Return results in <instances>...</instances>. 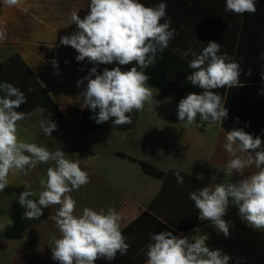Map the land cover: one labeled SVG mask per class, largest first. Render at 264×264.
I'll use <instances>...</instances> for the list:
<instances>
[{
  "label": "clouds",
  "instance_id": "9594fccd",
  "mask_svg": "<svg viewBox=\"0 0 264 264\" xmlns=\"http://www.w3.org/2000/svg\"><path fill=\"white\" fill-rule=\"evenodd\" d=\"M9 7L18 6L22 0H3ZM90 11L81 19L77 12L71 14V24L78 31L61 37L60 44L71 46L78 52L77 61L86 58L93 64L135 65L128 71L120 67L105 68L102 74L93 67L89 75L77 81L79 87L87 80L86 89L80 94L83 106L98 114L90 117L97 124L112 120L114 125L132 123L129 115L143 111L151 103L153 90L147 85L150 79L143 69L156 63L158 53L169 46L174 38L171 20L166 18V3L145 6L139 0H90ZM256 0H226L225 11L237 15L256 12ZM163 21V22H161ZM7 39L6 26L0 23V42ZM222 44L209 41L197 54L192 49L188 64L192 70L186 80L200 93L190 92L179 101L177 114L180 122L188 125L201 123L222 125L228 118L225 102L215 90L241 87L242 68L234 57L221 54ZM53 66H57L54 60ZM248 69L246 75H251ZM95 78H92V77ZM264 79V71L261 72ZM29 92L32 89H28ZM264 91V90H262ZM0 192L9 185L10 173L21 172L27 176L38 164L54 162L46 170V179L40 181L43 190L38 199H29L34 193L25 185L18 200L25 208V219H39L42 208L58 205L55 221L60 237L51 241L52 259L59 264H95L98 259L114 260L117 253L126 255L130 245L121 229V215L113 208L98 211L84 207L76 214L77 202L73 191L90 183L89 174L82 170L79 160H71L61 149L49 150L37 143L23 142L18 136V122L30 118L31 112L17 111L26 103L27 96L17 86L0 82ZM46 136H51L57 125L49 119L39 121ZM199 127V124H196ZM264 141L259 136L233 129L226 133L223 148L230 159L224 165V176L241 175L253 166L256 171L247 178L232 183L224 180L192 190L189 198L194 201L199 219L210 221L225 237L230 235V221L223 217L230 203L238 208L242 220L256 230L264 231ZM177 183L183 184L180 170L175 173ZM201 177H198L200 179ZM216 177L213 176L212 180ZM38 201V202H37ZM207 235L178 238L170 231L150 234L147 244L146 264H229L232 259L221 250H211Z\"/></svg>",
  "mask_w": 264,
  "mask_h": 264
},
{
  "label": "crops",
  "instance_id": "0c3cea01",
  "mask_svg": "<svg viewBox=\"0 0 264 264\" xmlns=\"http://www.w3.org/2000/svg\"><path fill=\"white\" fill-rule=\"evenodd\" d=\"M139 2L150 7L163 2L167 11L177 13L185 6V0ZM89 4L90 0H22L20 5L9 7L0 0V23L7 30V39L0 42V62L19 56L63 116L59 119L46 108L35 107L30 111V118L18 122L19 139L49 150L61 149L69 159L79 160L82 170L89 174L90 183L71 193L77 202L76 214H81L84 207L97 211L113 207L121 215L123 230L148 210L162 189V180L144 174L136 163L115 157L116 152L170 174L172 183L169 190L172 193L179 189L190 193L224 180L237 183L256 171L253 166L243 175L234 172L232 177L224 176V165L230 159L223 148L226 133L219 125L207 122L202 123V129L180 122L178 104L154 89L160 95L155 100L167 108L150 111L146 117L139 111L134 129L126 132L99 129L89 135L80 134L77 126L83 97L80 99L78 95H69V92L58 97L54 90L65 89L66 85L72 84L70 71H76L78 63L81 66L88 64L90 70L95 67L87 58L77 61L78 52L71 46L60 44L61 37L78 31L77 26L71 24V14L77 12L83 19L90 11ZM54 60L56 67L52 63ZM86 87L87 80L79 87L75 82V88L82 89V92ZM42 119H49L57 125L51 136H46L40 128ZM50 166H54V162L38 164L27 176L21 172L9 174V185L0 192V264H59L52 259L50 245L60 237L55 221L50 219L59 206L42 208L43 215L39 219L28 220L23 216L26 209L18 200L20 193L27 190L25 185L34 193L29 199H38L43 190L40 181L46 179V170ZM177 170L184 177L182 185L175 178ZM213 176L215 180H212ZM167 210L166 205L159 207L161 212L166 213ZM223 219L231 222L228 237L218 232L210 221L200 220L199 216L198 225L178 232L176 236L207 235L206 245L211 250L219 249L229 255L232 258L229 264H264V231L249 226L231 203Z\"/></svg>",
  "mask_w": 264,
  "mask_h": 264
},
{
  "label": "trees",
  "instance_id": "16d2710c",
  "mask_svg": "<svg viewBox=\"0 0 264 264\" xmlns=\"http://www.w3.org/2000/svg\"><path fill=\"white\" fill-rule=\"evenodd\" d=\"M225 2L226 0H185V6L178 9V13L166 10V18L171 20L170 27L175 29L174 38L163 53L157 54L156 63L143 71L150 77L147 81L149 87L179 104L190 92L202 91L186 80L192 71L188 64L193 57L191 54L185 56L184 53L192 49L199 54L209 41L221 43V54L227 53L241 65L242 86L215 90L221 95L228 110V118L222 125H216L225 133L242 129L264 141V79L261 78V72L264 71V0H256L257 10L254 14L243 15L226 12ZM133 66L135 65L121 66L117 62L95 64L98 74H102L105 68L111 70L120 67L122 71H128ZM249 68L252 69V74L246 75ZM5 81L19 87L27 96L26 103L17 111L30 112L35 107L42 106L57 118H63L19 56L14 55L0 62V82ZM29 88L32 89L31 92L28 91ZM98 111L99 109L93 112L90 108L83 107L77 126L80 134L89 135L99 129L126 132L134 129L138 122L139 112L133 111L129 114L132 117L131 124L116 126L112 120L97 124L90 117L97 115ZM198 121L199 117L196 122ZM114 156L138 164L144 174L162 180L163 187L148 210L122 230L130 245L127 254L117 253L114 260L98 259L95 264H146L145 251L147 244L151 242L150 234L170 231L176 236L178 232L190 230L199 224L198 210L187 190L179 189L174 193L169 190L172 183L170 174L123 153L116 152ZM163 205L168 208L166 213L159 211V207Z\"/></svg>",
  "mask_w": 264,
  "mask_h": 264
},
{
  "label": "rangeland",
  "instance_id": "374dc122",
  "mask_svg": "<svg viewBox=\"0 0 264 264\" xmlns=\"http://www.w3.org/2000/svg\"><path fill=\"white\" fill-rule=\"evenodd\" d=\"M89 73H90V68H89L88 64L84 63L83 66H81L80 63H78L77 70L76 71H70L69 76L72 77L71 78L72 84L66 85L65 89L54 90L55 96L62 97L66 93L69 92L70 93L69 95H78L79 98L81 99L80 93L82 92V89L80 90L79 88H75V82H77L78 80H81L82 76L89 75ZM80 86H82V84ZM156 97H160V95L157 92L153 91V99H152L151 103L145 104V107L142 111L143 117H146V115L150 111L165 110L167 108L165 106L166 108L164 109V107H162V105L159 103L160 101L155 100ZM164 101H166V99ZM79 106H80V104H79ZM94 141H96V140L94 139Z\"/></svg>",
  "mask_w": 264,
  "mask_h": 264
},
{
  "label": "built area",
  "instance_id": "2783aa9c",
  "mask_svg": "<svg viewBox=\"0 0 264 264\" xmlns=\"http://www.w3.org/2000/svg\"><path fill=\"white\" fill-rule=\"evenodd\" d=\"M196 124H199L200 126L197 127ZM196 124H194V127H195L196 129H202L203 125H202V123H201L200 121L196 122ZM226 215H227V214H226ZM226 215H225V216H226Z\"/></svg>",
  "mask_w": 264,
  "mask_h": 264
}]
</instances>
